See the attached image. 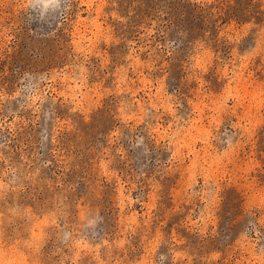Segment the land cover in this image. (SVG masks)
I'll return each instance as SVG.
<instances>
[{"label":"rangeland","instance_id":"1","mask_svg":"<svg viewBox=\"0 0 264 264\" xmlns=\"http://www.w3.org/2000/svg\"><path fill=\"white\" fill-rule=\"evenodd\" d=\"M0 264H264V0H0Z\"/></svg>","mask_w":264,"mask_h":264}]
</instances>
